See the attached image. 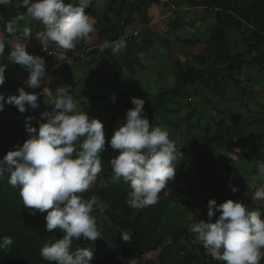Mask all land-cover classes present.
<instances>
[{
	"label": "clouds",
	"instance_id": "obj_1",
	"mask_svg": "<svg viewBox=\"0 0 264 264\" xmlns=\"http://www.w3.org/2000/svg\"><path fill=\"white\" fill-rule=\"evenodd\" d=\"M10 3L11 0H0V5ZM92 3L93 0H78V3L21 0L27 15L44 26V31L37 37L43 48L53 42L65 50L74 49L94 33L96 21L86 11ZM177 15L169 20H175ZM3 20L0 16V22ZM23 20V16H17L0 27V56L4 55L7 46L5 31L14 36L21 31ZM242 24L250 30L247 23ZM22 33L24 39L9 46L7 58L28 70L27 87L36 89L46 77L47 66L44 58L29 54L27 50L30 27L24 26ZM107 47L116 56L126 48V41L121 38ZM6 68L7 65L0 62V87L5 83ZM18 91L19 95H10L7 99L0 93V112L4 110L5 102L17 106L21 113L27 111L26 105L33 110L39 107L37 94H29L24 88ZM131 102L135 107L127 111L126 123L115 130L110 140L111 148L119 150L110 165L113 179L123 178L130 185L126 203L133 209H142L158 203L161 191L175 178L177 161L182 160L183 154L177 150L166 127L150 123L144 114V100L133 97ZM46 103L54 105L51 112L41 114L47 122L37 129L31 126L32 117L26 118L29 138L0 159V177L9 173L8 183L19 188L25 208L47 213L45 221L49 232L60 229L64 233L40 249L43 260L49 264H91L93 250L86 247L73 250L72 245L74 240L81 238L100 239L93 213L103 212L106 204L96 196L85 199L82 194L96 183L102 171L100 154L106 143L104 124L99 119H90L78 108L69 87L57 88L55 95L51 92ZM258 172L264 177V162H258ZM229 186L237 191L231 184ZM253 199L264 200V187L254 193ZM217 212L221 214L213 222ZM208 218V221L200 220L190 226L197 246L204 247V253L211 255H207L208 262L215 259L223 264H261L264 259V211L250 210L243 202L231 199L220 204L212 199L208 203ZM121 235L129 242L127 233ZM12 244L11 237L0 238V250L10 248Z\"/></svg>",
	"mask_w": 264,
	"mask_h": 264
},
{
	"label": "crops",
	"instance_id": "obj_2",
	"mask_svg": "<svg viewBox=\"0 0 264 264\" xmlns=\"http://www.w3.org/2000/svg\"><path fill=\"white\" fill-rule=\"evenodd\" d=\"M66 2L78 3V0H66ZM162 7H164L163 12L153 0L144 1L141 6L136 0H125V2L93 0L88 9H94L97 17L94 18L95 31L91 38L78 43L74 50H65L49 42L48 45H52L53 53L44 51L41 41L37 38L38 34L44 31V26L32 20L27 14L23 15L20 32L10 36L5 31L7 46L4 55L0 56V62L7 65V68L5 83L0 87V93H3L7 99L11 93L19 95L18 90L24 88L29 94L38 95L39 107L33 110L26 105L27 111L21 113L17 106L5 102V108L0 115H3L8 123L16 126L21 138L27 140L29 134L26 132V118L32 117L31 126L37 129L41 123H46V119L42 118L41 114L53 110L54 105H49L46 101L51 92L55 95L59 87H69L78 108L84 110L90 119L96 118L103 123L109 118L112 120L113 107L122 99H126L134 108L135 105L131 102L133 97L147 101L150 97L172 90L179 73L192 71L194 75L201 76L200 72L205 69V63L203 64L200 58L207 55L206 41L211 28L217 21L206 26L199 16L206 13L199 11L195 15H192L195 12L182 13V11L172 21L166 17V14L164 15L166 7L163 3ZM0 16L4 18L3 22H0V27H3L8 21L5 14L0 13ZM207 17L212 18L206 15L205 19ZM24 26L31 29V36L26 41L29 54L41 56L47 66L46 77L36 89L27 87L28 70L7 58L10 52L9 46H14L17 40L24 39L22 33ZM138 30H141L140 34L133 41L126 42V48L116 56L112 55L111 51L101 48L102 45L117 37ZM81 48L94 50L90 51L78 64L65 65L64 61L69 54ZM243 48L246 49V46L241 41V44L233 50L245 53ZM246 59L244 60L247 64L243 66V71L233 80L240 79L234 82L237 84L236 88L229 82L230 77L226 76L227 73L223 71L220 80L214 74L215 79H209L207 76L204 79L201 76L202 79L199 78L201 81L198 84L187 85L182 89L183 95L179 96L187 97L191 101H200L195 111L187 114V117L192 115L195 117L196 114L197 118L199 115L206 117L198 111L206 114L205 110L212 107L215 109V111L212 109V112L221 116L218 124L210 126L209 132H214V135L220 132L226 134L227 138L224 142L233 147V160L231 159L226 165L224 163L223 165L227 166L224 169L217 168L218 162L212 161L209 166L218 169L214 178L225 183L224 189L230 184L234 186L237 191L234 192L232 187H229L228 194L236 193L233 195L237 199L243 195L250 210L264 211V200L253 199L254 193L264 187V177H261L258 172V162H264V93L260 94L262 91L260 86L264 85V67L252 63L251 57ZM215 81L218 83L216 84ZM162 88L164 91H161ZM211 95H213L212 98ZM165 111L169 112V108L166 107ZM174 111L172 109L171 113ZM123 112L119 110L117 114V118H122V122L125 116ZM222 123L227 124V127H220ZM111 125L110 121L108 129ZM239 179L242 181L241 185H238ZM182 196L186 199L185 195L180 197ZM261 264H264V259L261 260Z\"/></svg>",
	"mask_w": 264,
	"mask_h": 264
},
{
	"label": "trees",
	"instance_id": "obj_3",
	"mask_svg": "<svg viewBox=\"0 0 264 264\" xmlns=\"http://www.w3.org/2000/svg\"><path fill=\"white\" fill-rule=\"evenodd\" d=\"M136 1L139 2L141 6L144 1L148 0ZM162 1H165V3ZM122 2H125V0H122ZM167 2L188 12L189 10L186 9L190 7H197V9L203 8L198 6L197 3L199 0H157L156 3H163V5L168 8L169 4ZM208 8L205 9L204 13L213 15L212 11L214 8H221L226 11V13H217L213 15L216 17L217 23L211 28L208 40L206 41L207 55L206 57L200 58L203 64H207H204L205 69L200 72L202 78L205 79V76H207L209 79H215L213 74L218 78L223 71L230 76L234 74V77L236 75L238 77L243 71V66L247 64L244 60L246 59L245 57L249 59L253 52L256 56L253 58L252 63L264 67V0H212ZM86 11L91 16H94V18L97 17L94 9H87ZM0 13L5 14L6 21L8 22L17 16L27 14L26 7L21 4V0H11V3L8 5H0ZM243 22L247 23L248 26H253L255 31H250L242 24ZM242 28L244 29V33L241 31ZM235 31L240 34L239 38L246 46L245 53H241L239 50H232L230 36ZM84 41L85 40H82L79 43H83ZM76 48L77 47L74 49ZM198 75L199 74L194 75L192 71L179 73L176 78V85L172 90L165 91L156 97H150L147 101H144V114L153 126H158L154 116L155 110L161 108L165 109L166 104L163 102L169 100L170 97L177 94L178 96L183 95L182 89L187 85L198 84L202 79L201 76L198 77ZM199 78H201L200 81ZM217 81H215L216 84L218 83ZM130 109L133 108L126 99L120 100L113 107L114 116L111 120L112 124L114 123V118L118 117L117 114L119 110L124 111L123 114L125 113L124 120L121 123L125 124L126 113ZM194 118L195 117L192 115L187 123L191 125ZM205 118L206 117L203 118L199 115L198 119L195 120V126L196 129L205 130L207 131L206 133H208L211 126L210 122L205 124L206 128H204L200 121ZM160 127H163V124H160ZM199 137L200 141L207 143V148H212L213 145H219L227 138L224 132H220L208 140L201 135H199ZM25 141L26 140L21 138L17 127L13 126L12 123H8L4 119V116L0 115V159H3L9 151L15 150L16 146H22ZM182 146L184 149L188 148L186 144ZM109 148H111V146L109 144V139H107L105 150L100 154L102 159V171L97 177V180L104 182L105 188L98 193L87 191L84 196L85 199L96 196L99 201L106 204V208L103 212L97 210L93 213L96 216L100 239L96 241L84 240L83 238L74 240L72 245L73 250L79 247L92 249L94 258L91 264H119L118 258L122 256L121 250L125 246L124 244L127 243L121 238V234L127 233L130 237L129 241L132 240L134 242L132 243L139 257L149 252H156L161 248L162 250L158 257L159 264H176V261L179 263V260L173 257V253L180 251L181 253H185L184 257L181 259L182 264H202L203 258L200 259L192 255L191 252H185V247L191 241L196 240L194 234L190 232L191 222L186 219L185 222L183 221L185 215L180 216L178 220L175 218V222L173 223L172 221L168 226L162 222L164 217L166 219L171 214L170 204H174L177 208L181 205V207H179L180 210L183 207L193 209L195 208L192 206L193 199L188 197L186 200L184 196L177 201L167 199L166 196L171 193L173 194L172 190L174 188H169L168 185L159 194L158 203L153 205V208L151 206L142 209L129 208L126 199L130 191V185L128 182L124 181L123 178L120 180L113 179L114 174L109 162L119 155V150L112 149V152H109ZM188 156L191 159L187 161V167L188 169L194 168L195 183L190 186V183L186 182V186L191 189V192L202 194L204 196V204L209 203L212 199H215L218 204L232 198H234L233 201L238 200L233 194L229 196L224 195V186H221L214 180L213 174L204 170L203 165L206 163L207 157L202 155L197 156L195 152L189 153ZM106 158H108V164L106 163ZM214 162L218 161L214 160ZM183 164L182 161H177L179 175L184 174ZM209 168L210 170L214 169L212 166ZM203 176H206L212 186H214L212 192L208 186L201 184ZM8 178L9 173L7 172H5L3 177H0V238L9 236L13 239V244L10 248L0 250V264H49V262L43 260L40 256V249L44 244L51 243L55 239L61 238L64 233L60 229H54L52 232H49L46 229L45 221L47 213H40L38 210L25 208L19 188L11 186L8 183ZM33 212L35 214H33ZM144 212L147 213V217H145ZM122 216L126 217V219L124 218L125 221H123ZM128 217H132L134 220H130ZM107 223L114 225L116 228L115 231H109V233L119 236L114 244H108L106 235L99 229L102 224L105 225ZM141 225H143V227ZM160 227L164 229L163 232L160 230ZM119 228H122V230L124 229V231L120 232ZM165 233L170 234L174 238L173 243L169 246L165 244L162 246L163 234ZM150 244L153 245V250L149 249V247L151 248ZM193 248L198 249L203 257L204 247L193 246ZM204 260H206L205 257ZM211 262H213V260H211ZM140 263L155 264L154 261L151 263L145 260L140 261ZM218 264H223V262H219Z\"/></svg>",
	"mask_w": 264,
	"mask_h": 264
},
{
	"label": "rangeland",
	"instance_id": "obj_4",
	"mask_svg": "<svg viewBox=\"0 0 264 264\" xmlns=\"http://www.w3.org/2000/svg\"><path fill=\"white\" fill-rule=\"evenodd\" d=\"M211 1L212 0H199V2L197 4H198V6H201L203 8L197 10V7H195V8L190 7V8H188L190 10L189 12L190 13L195 12V13H192V15H195L198 13L199 10H201L199 12L203 13L205 11V9L210 6ZM153 2L163 12L162 9H164V7H162V3L161 4L156 3L157 0H153ZM162 2L165 3V1H162ZM131 7H133V6H131ZM126 8L130 9L128 7H126ZM212 8H208V9H212ZM164 11H165V13H164V15H165L168 12V9L165 8ZM184 12H187V11L184 10L182 13H184ZM206 15L209 17H212V18L207 17L205 19ZM199 16L201 17V20L204 23H206V26L209 23H214L217 21L216 17H214L213 15H210V14H204V15L199 14ZM140 31L141 30H139V34H140ZM241 31H242V33H244L243 28ZM203 32H205V30ZM230 37H231L230 42H231V46H232V50H233L234 48L238 47L239 44H241V41H239L240 40V38H239L240 34L235 31L234 34H231ZM233 46H235V47H233ZM243 51L245 52L246 49L243 48ZM160 60H162V59H160ZM226 76L230 77L229 82H231L233 87L236 88L237 84L234 82L240 81V79L233 81L234 78H236V77H234V74H233V76L226 74ZM220 78L221 77L219 75L218 80H220ZM226 83H228V82H226ZM260 87L262 88V91L260 92V94H263L264 93V85H262ZM241 88H239V90ZM161 91H164V89L162 88ZM210 97L212 98L213 95H211ZM245 97L248 99L247 96H245ZM171 101H173V102H171ZM199 102H197L195 100L191 101L189 98L178 96V94H177L173 97H170L169 100L163 102L166 104V107L169 108V112L165 111L166 108L165 109L161 108V109L155 110V112H154V116L156 119L155 121H156L157 125L160 126V124H163V127H166L169 130L171 138L175 141L177 150L178 151L180 150L183 154V158L181 161L184 163L183 164L184 174L183 175L178 174L179 170H178V166H177L175 178L173 180H171L172 182L169 181V184H168L169 188L174 187L172 190L173 194L171 193L170 195H167L166 198L169 200H172V201H177V200H180L181 195H185V197H190L192 195L191 196V198L193 199L192 206H195V208H193V209L192 208L190 209L189 207H183L180 210L179 207H181V205H179V207L177 208V206L175 207L174 204H170L171 214L166 219L164 217L163 221H162L163 224H166L167 226L170 225L172 223V221L174 223L175 218L178 220V218L180 216H184V215H185V218L183 221L185 222V219H186L187 221L191 222V225L195 224V223H199L200 220L208 221V219H209L208 218V203L204 204V196L202 194H196L195 192L194 193L191 192L190 191L191 189L186 186L187 183H190V186H191V184L195 183V170H194V168L188 169V167H187V165H188L187 161L191 159L188 156L189 153L195 152V154L197 156L202 155V156L207 157L206 163L203 165V167H204V170L208 171L209 173H211L213 175L215 173H217L218 169L216 170V168H215L214 170H210L209 165L212 164V161L213 162H214V160L218 161L219 167H217V168L224 169L225 167H227V166H225L226 163H229L230 160L232 159V155H233L232 151H234L233 147H230L229 144H227L226 142H222L219 145H213L212 148L211 147L207 148V143H203L202 141H200L199 135L203 136L204 138H206L208 140V139L213 137L214 132L206 133L207 131H205V130L196 129L195 120L197 118V114L195 115V118H194L191 125H190V123H187V121H189V119H190V117H187V114L194 112L195 108H197V104L199 105ZM200 104L203 105L202 103H200ZM172 109L175 110L173 113H171ZM203 109H205V108L203 107ZM212 109H214V107H212L211 109H206L205 110L206 114L198 111V113H200L201 115H206L205 119L200 120L202 123V126L204 128H206L205 124H207L208 122H210L211 127H213V125H215L221 117L219 114H214L212 112L213 111ZM217 110H219V109H217ZM200 111H203V110H200ZM214 111H215V109H214ZM211 115H213V117H210ZM207 116L210 119L207 118ZM160 117L163 120L162 122L160 121L161 120ZM202 117L204 118L205 116H202ZM110 121H111V118H109L107 122H105V121H104L105 123L103 122L106 141H107V139H109V144H110V140H111L112 136L114 135L115 130H117L122 123V121H119L118 118H114L115 122L111 125L113 128L111 127L110 129H108V127L110 125ZM223 123L220 125V127L221 126L227 127V124H223ZM184 144H186L188 146L187 149H184V147L182 146ZM108 150H109V152L110 151L112 152V148H109ZM107 160H108V158H106V163L108 164ZM220 163H221V165H220ZM224 163H225V165H223ZM180 170H182V169H180ZM225 174H226V172H225ZM241 175H243V174L241 173ZM214 180L216 182H218L221 186H224V184H225L223 182H219L217 180V178L216 179L214 178ZM241 182L242 181L239 179L238 185H241L242 184ZM201 184L208 186L210 188L211 192L214 190V186H212L211 182L208 180V178L206 176L202 177ZM229 187L230 186H228V188L226 187L223 190L224 195H227V196L230 195V194H228ZM104 188H105L104 182L101 180H97L96 183L93 186H91L88 191L98 193V192L102 191ZM247 189H246V192L248 191ZM233 194H236V193H233ZM82 195L85 196V193H83ZM242 196L243 195H241V197L238 200H236V202H243L244 204H246L244 197H242ZM231 200H234V198H232ZM151 207L153 208V205ZM129 208H131V207H129ZM152 212H153V210H152ZM220 214H221L220 212L216 213V217L212 218L213 222H215V219L218 218V216ZM144 215H145V217H147L146 212H144ZM124 218L126 219V217L122 218L123 221H125ZM128 219L134 220V219H132V217L131 218L128 217ZM124 225H125V223H124ZM141 226L143 227V225H141ZM99 229L102 233H104L106 235V237H107L106 240H107L108 244H111V243L114 244L117 241V237H119V236H117V234H110L109 233V231H115L116 230L114 225H111L110 223H107L105 225L102 224ZM160 230L162 232L164 231V229L162 227H160ZM119 231L122 232V231H124V229L122 230V228H119ZM121 238H123V237H121ZM163 239H162V242H163L162 246H164V244H166V243H168V245H166V246H169L174 241V238L168 233L163 234ZM132 242L133 241L131 240V241L127 242L126 244H124L125 246L121 250L122 256L120 258H118L119 264H141L140 261H142V260H145L146 262L150 261L151 263H152V261H154L155 264H159L158 257L160 255L161 250H162L161 248H159V250H157L156 252H151V253L149 252L148 254H146L144 256L141 255V257H139L136 250L134 249L135 248V246L133 244L134 242L133 243ZM196 243H198V241H196V240L191 241L185 247V252H187V253L191 252L192 255L199 257L200 259L203 258L202 264H216V263L218 264L220 262V261H217L215 259L213 262H208L207 255H209V256H211V255L207 252V253H204L203 257H202L201 252L198 249L193 248V246H195ZM185 244H183V245H185ZM150 246H151V248L149 247V249L153 250V245L150 244ZM184 254L185 253L184 252L181 253V251L177 252V253L176 252L173 253V257L175 259L179 260V263H177V261H176V264H182L181 259L184 257ZM107 255L110 256L109 254H107ZM204 257L206 258V260H204ZM143 264H145V263H143Z\"/></svg>",
	"mask_w": 264,
	"mask_h": 264
},
{
	"label": "built area",
	"instance_id": "obj_5",
	"mask_svg": "<svg viewBox=\"0 0 264 264\" xmlns=\"http://www.w3.org/2000/svg\"><path fill=\"white\" fill-rule=\"evenodd\" d=\"M168 3V2H167ZM168 12L166 13V17L167 18H171V19H174L175 16L181 11L179 8L173 6L172 4L168 3ZM214 14H224L225 11L222 10L221 8H214L213 11H212ZM250 30L251 31H255L252 27H250ZM139 35V30L138 31H135V32H132L131 34H125L113 41H110L104 45H102L101 48H103L104 50L106 51H111V48L110 47H107L111 42H114V41H117V40H120L121 38H124L126 42H129V41H133V39L135 37H137ZM44 51H49V52H54V50L52 49V45H48L45 49H43ZM94 49L93 48H81V49H78L76 51H73L69 54V56L67 57V59H65L64 61V64L67 65V66H73V65H76L78 64V62L83 59L86 55H88L90 53V51H93ZM256 56V54L253 52L251 54V58H254ZM13 93H11L12 95ZM196 246L198 245L197 243L195 244ZM200 246H202V244H199Z\"/></svg>",
	"mask_w": 264,
	"mask_h": 264
}]
</instances>
